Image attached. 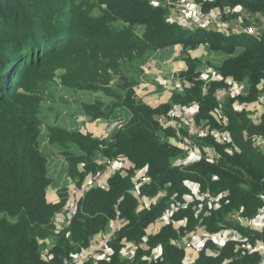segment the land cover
<instances>
[{
  "label": "trees",
  "instance_id": "1",
  "mask_svg": "<svg viewBox=\"0 0 264 264\" xmlns=\"http://www.w3.org/2000/svg\"><path fill=\"white\" fill-rule=\"evenodd\" d=\"M97 3L0 0V264H63L72 253L87 247L118 213L129 221L111 243L115 249L111 259L100 264H147L144 256H149L159 245L163 247L162 256L151 264H179L184 250L177 248L172 239L187 237L197 223L206 225L208 231L219 232L222 229L219 223L227 228L236 224L228 217L232 211L253 218L264 208V154L242 138L244 130L264 133V117L260 124L254 125L245 113L232 112L228 107L230 130L241 151L232 154L226 146L213 142L220 154L214 161L201 160L185 168L174 167L170 158L180 148L160 142L162 128L157 118L167 113L168 106L153 108L138 100L133 82L123 72L128 65L124 54L133 60L143 59L157 49L202 43L232 54L237 45L243 44L245 50L225 60L220 70L223 78L231 75L238 80L248 79L250 88H257L264 79V38L227 37L206 29L187 31L169 23L167 9L153 6L148 0H97ZM218 3L240 4L250 11L264 10V0H218ZM95 9L100 15L95 14ZM138 27L140 33L136 31ZM187 64L189 68L182 74L193 85L184 94L175 92L174 98L200 100L202 115H210L217 104L213 92L224 82L213 83L204 96L200 92L202 83L196 79L194 61ZM61 69L63 85L77 89L102 88L116 99L107 107L100 100L85 104L92 118L111 117L110 110L116 106H125L132 112L131 121L116 130L113 140L105 146L104 141L90 134L54 129L60 140L72 142L82 152L79 156L66 155L71 177L81 184L86 171L95 172L101 167L94 161L89 166L96 150L110 159L126 157L135 167L126 175L117 172L110 179L108 189L97 187L86 191L82 199L76 200V213L68 225L58 228L55 219L67 200L62 194L57 203L47 199L52 179L47 170L48 157L39 147V115L45 98L41 93L45 85L37 87L32 82L57 79V71ZM110 70L114 77L124 81L123 86H128L124 93L103 86L111 81H108ZM20 88L29 93H17ZM37 90L40 99L33 94ZM256 95L255 92L250 99ZM144 167L150 181L138 185L134 174ZM187 181L200 183L203 191L209 189L215 196L222 195V207L213 209L207 205L198 212L200 202L195 201L174 215L178 220L188 216L187 223L180 225L179 230L170 222L157 233L147 234L149 225L160 219L168 206L183 201V194L190 192ZM137 185L139 194L134 195L131 190ZM163 189L167 194L162 199L136 211L139 195L155 196ZM236 227L251 241L264 239V233ZM125 237L137 243L146 240L150 247H139L134 260L126 258L120 253ZM215 246L208 244L209 248ZM225 246L218 255L203 253L195 264H225L236 253L234 242L229 241ZM240 264H259V256L249 254Z\"/></svg>",
  "mask_w": 264,
  "mask_h": 264
},
{
  "label": "built area",
  "instance_id": "2",
  "mask_svg": "<svg viewBox=\"0 0 264 264\" xmlns=\"http://www.w3.org/2000/svg\"><path fill=\"white\" fill-rule=\"evenodd\" d=\"M166 4L175 11V13L167 14L168 21L183 27L187 31L206 29L229 37L252 36L257 40L264 38L263 10L250 11L240 4L233 5L239 8V11L236 9L223 10L222 4H213V0H168ZM235 12L240 14L241 17L239 19L226 18V15L229 17V15H233ZM241 50H245L243 44L237 45V51ZM229 56L235 57L234 53ZM197 75L196 79L202 83L200 86L204 96L208 95L213 83L224 82L213 93L217 104L212 110V116L215 118L217 125L213 127L207 124L195 125L193 118L202 109V104L198 101L186 104L184 107L174 108L158 116L163 131L172 130L173 132L170 142L175 146L178 145L177 147L180 150H184L185 157L189 163L205 159L214 161L220 155L214 145L200 144L195 139V136H212L218 140V143L225 145L227 151L232 154L241 151V147L234 140L230 130L231 121L225 107V99L235 98L232 105L233 109L235 112L245 113L251 124H260L264 117V85L262 83L260 92L263 93L254 99H248L250 96L248 86L238 82L236 78H223L222 72L218 68L206 65L198 71ZM172 78L177 88H182L185 85L180 73L173 75ZM186 85H189L187 81ZM134 91L136 94H139L142 91V85H138ZM123 122V119H113L110 126H113L114 130L121 129ZM242 135L245 142H248L254 149L264 154V133L255 132L252 134L248 130H244ZM126 163L129 164V160L126 157L107 160L103 168L92 172L90 177L83 183V187L78 190L82 192L79 197H82L85 191L91 188L100 187L107 189L113 173L124 169ZM139 181L140 184H144L148 183L150 179L147 175H140ZM136 188L139 190L138 185ZM164 193L167 192L163 189L155 196L147 197L146 195H139V210L150 207L152 204L158 202ZM200 197L207 203L209 208L218 209L223 205L222 195L215 196L209 189L201 193ZM184 201L186 200L183 199L181 202L177 201L168 206L158 221H161L162 224L177 221L178 219L174 215L185 209V205L182 203ZM76 203L75 199L74 204L68 206V210L65 207L67 211L65 216L59 217L57 214L55 224L58 228L68 225L73 213H76L74 211L76 210ZM202 210L203 205L200 207L199 212ZM228 217L231 221L240 222L245 228L250 227L255 232L264 233V208H261L253 218L244 216L239 211L229 213ZM127 223L128 220L121 216L110 219V228L108 230L105 229L106 231L98 235L90 246L83 247L79 251L72 253L70 258H65L63 264H86L92 261L98 264L99 260L109 261L115 252L111 243L116 238L117 232ZM219 225L222 228L219 232H211L207 230L206 225L197 223L187 237L184 236L180 240H174V245L185 251V256L179 264H195L203 253H210L208 247L210 243L217 245L216 250L213 251V255H218L220 248L229 241L235 243L236 253L233 257L228 258L225 264H240V261L249 254L258 255L259 264H264V239L251 241L250 237L239 229L234 227L227 228L222 223H219ZM121 243L120 253L126 258L134 260L137 255V245L134 243L128 244L127 242ZM161 256L160 251L154 247L148 256V260L150 262L157 261ZM150 262L147 264H151Z\"/></svg>",
  "mask_w": 264,
  "mask_h": 264
},
{
  "label": "crops",
  "instance_id": "3",
  "mask_svg": "<svg viewBox=\"0 0 264 264\" xmlns=\"http://www.w3.org/2000/svg\"><path fill=\"white\" fill-rule=\"evenodd\" d=\"M148 1L153 6H162L165 9H167L166 2L168 0H148ZM139 27L136 30L138 33H140ZM227 37H229V36H227ZM201 45H203L205 51H209V53H208V57H205V56L202 57L201 55L192 53V55L194 57L193 59L198 60L197 61L198 67L196 69L197 74H198V71L206 65L220 69L225 60L233 57V56H229L230 53H226L227 54L226 56L216 57V56H214L215 53H213L212 51H218V50H210L209 46L205 45L203 43ZM176 46H179V45H173V46H170L166 49H171V48L176 47ZM166 49H163V51ZM219 51H221V50H219ZM240 52H243V51L242 50L237 51V46H236V49L234 51V55L236 56V55L240 54ZM164 63L165 62L162 61L161 58L158 59V61L156 63V65L158 66V70L156 71V73H153L156 76H152L151 75L152 73H150V72L145 73L146 71H144V74L142 75V83L148 89L146 90V94L142 97V99L147 98L148 95L155 92L156 90L163 89V87L168 88L172 92H179L177 90V89H179L180 92L182 91L183 94L186 92V89L190 87L189 85H186L187 80H186L184 74H182L184 70H187V69H185L186 68L185 63H183L181 61L179 63H176L175 66H174V64L170 65L169 63H165V64ZM177 73H180L181 77L185 78L183 80L185 82V85H183L182 88H177L175 82L173 81L172 76L177 74ZM227 78H234V76L229 75V76H227ZM54 80H56V79H54ZM54 80H52V81H54ZM248 86H249V83H248ZM43 89H44V91H43L44 94L45 93H48V94L52 93L54 96H58V97L61 94H58L57 90L58 89L64 90L62 92V94H65V95L66 94H69V95L70 94H73V95L76 94L77 96H80L82 98V101H83L82 104H76V105H72L71 102H69L68 104H63V103L53 104L52 101H45L46 100V95H45L44 100L41 102V114H40L41 134L39 137V147H40L41 151L43 153H45L48 157V168H47V170H48L49 176L52 179L51 185L47 191V199L49 202L57 203L61 199V194L64 195L66 200H67V204L65 205V207H67V210H68V206L72 205L74 203L75 199L77 201L82 199L84 197L85 193L82 197H79V195L82 194V192L78 191V190H80L83 186L80 187L79 186L80 183H78L77 181H75L71 177V175L69 173V164L67 162L66 155H67V153H70V154L79 156L82 153H81V150L79 149V147L77 145L73 144L72 142L66 143V142H63L62 140H60L61 137L58 136L59 133L55 132L54 129L64 130L68 133L81 132L83 134H90L93 137H99V138L109 137V135H110L108 133L109 121L116 115L124 114L128 118H130L132 116V114H131V111L128 110L126 107H117L116 109L110 110L111 117L105 116V117H100V118H92L91 115H89V113L86 112L85 104H93L96 102V100H100L104 104L103 107H107L108 105H111V103H108V104L105 103V101L102 98L94 99L92 102H85L86 100L84 98H86V97L89 98V95L82 93V92H93V91L71 88V87H68L66 85L60 86V85L56 84L55 82H48ZM98 91L101 92V90H98ZM98 91H96V92H98ZM108 110H109V108L107 109V111ZM212 110L210 111V116H212ZM89 116H90V118H89ZM202 117H208V116L202 115L200 118H202ZM157 118H158V116H157ZM161 130H162L161 133L167 132V131H163V129H161ZM214 142L216 144H220L217 141H214ZM164 143H168V144L173 145L170 141H168V139H165ZM226 150H227V147H226ZM93 157H95L93 159L94 164L101 166V167L99 166L100 168H98V169H101L105 166V162L107 161V158L105 156H103L102 154H99V155H94ZM118 158H120V157H118ZM129 165L130 166L133 165V162L131 160H129ZM124 169H122V170H124ZM90 170L92 171V169H90ZM122 170H118L115 173H113L112 177L117 172L123 173ZM128 171H129V169H128ZM142 171H146V167L143 168ZM126 174L127 173H125V175ZM187 183H189V185H194L193 190H195L197 188L196 186H199V189L201 191L200 183L195 182V181L185 182V184H187ZM207 190L208 189H206L204 191H207ZM86 191H88V190H86ZM204 191L202 190L201 192H204ZM131 192L134 195L139 194V190L137 188L132 189ZM166 194L167 193H164L159 198V200L162 199ZM149 196H152V195H149ZM138 202H139V196H138ZM75 206L77 207V203ZM65 207L63 208L64 214H67ZM139 209L140 208H138V204H137L136 211L138 212V211L143 210V209H141V210H139ZM74 211H76V210H74ZM74 214H75V212L73 213L72 217L74 216ZM63 216H65V215H59V217H63ZM118 216L120 217V213H118L116 215V217H118ZM185 216L182 217L183 219L177 220L174 222V226L177 228V230H179L180 225H185L187 223L188 216H187V218H184ZM127 220L129 221V219H127ZM157 221H158V219L153 224L149 225V227L147 228V231H146L147 234L157 233L161 229V227L164 225L161 223L160 226L157 228V226L155 225V223ZM235 223L236 224L232 225V227H234V228H237L236 226H238V225L243 226V225H241L240 222L239 223L235 222ZM225 227H227V225H225ZM109 228H110V224L108 223L106 230H108ZM248 229L252 230L250 227H248ZM106 230H103V231L97 233L91 239V242L88 246H90L93 243V241L95 240V238L98 235L102 234ZM118 232H117V234H118ZM181 238L182 237L179 236L178 238H174L171 241L172 242L174 240L177 241V240H180ZM257 239H261V238H257ZM121 242H127L128 244H133V243L136 244L137 245V253H138L139 247H142V248H149L150 247L149 242L146 240H142V241L137 243L136 241L130 240L127 237H125L122 239ZM213 244L216 245L215 243H213ZM220 244H221V241H220ZM156 248L160 251L161 254L163 253V247L161 245L157 246ZM216 248H217V245L215 247L209 248V252L211 254H213V251H215ZM222 250H223V247L220 248V252H222ZM121 255L124 256L123 254H121ZM184 256H185V251H184ZM144 258L148 259V255H145ZM102 261H105V260H99L98 264H100V262H102ZM149 262L150 261L148 260V263ZM86 264H96V263L94 261H92V262H88Z\"/></svg>",
  "mask_w": 264,
  "mask_h": 264
},
{
  "label": "rangeland",
  "instance_id": "4",
  "mask_svg": "<svg viewBox=\"0 0 264 264\" xmlns=\"http://www.w3.org/2000/svg\"><path fill=\"white\" fill-rule=\"evenodd\" d=\"M77 2H80V0H77ZM84 2L85 3H89V4H94V3L98 4L97 0H84ZM66 3H70V0H66ZM213 4L221 5V4L218 3V0H213ZM221 6H222L223 10H227V9H236L238 11L240 10L239 8H236V6H231L230 4H223ZM263 12H264V10H263ZM170 13H175V11H173L172 8L167 6V14H170ZM95 14L100 15L99 12L96 9H95ZM240 17L241 16H240V14L238 12H235L233 15H229V17H228V15H226V18H228V19L229 18L239 19ZM242 18H243V16H242ZM203 44H205V43H203ZM205 45H208L210 50H218V51H212L213 53H215L214 56H216V57L226 56L227 55L226 54L227 52L225 50H223V49H221V51H219V49H213L207 43ZM166 48H168V47H166ZM166 48H163V49H166ZM163 49L154 50V52H152L151 55L146 54V56L143 59H135V60H133L132 56L130 58V57H127L128 54H124L123 58H125L126 61H128V65L124 66L123 72L126 74L124 77H128L129 82H133V84H132L133 89H135L140 84L142 85V91L139 94L135 93L137 99L141 100L145 104L150 105L153 108L159 107L162 104H166L168 106L167 107L168 110L166 109L167 110L166 112H169L170 110H172L174 108L184 107V106H186V104H190V103L195 102V101H198V102H200L202 104V101L196 100V99L195 100H181V101L180 100H176L174 98V95L176 93L172 92L171 90H169L166 87H163V89L156 90L155 92H153L150 95H148L147 98H143L142 99V97L146 94V90L148 89L142 83V75L144 74V71H146L145 73L150 72V73H152L151 74L152 76H156L153 73H156V71L158 70V66L156 65L158 59L161 58V60L164 61L165 63H169L170 65L174 64V66H175L176 63H179V62L182 61L183 63H185V66H186L185 69H188L189 66H188L187 62L189 60L194 61V63H195L194 65L196 67H198V62H197L198 60L197 59H193L194 57H193L192 53L201 55L202 57H204V56L208 57V53H209V51H205L203 45H201V44H197V45L181 44L179 46L173 47L171 49H166L164 51H163ZM132 61H134V62H132ZM57 72H58L57 75H56L57 79L54 80V81H48V82H55L56 84H58L60 86H65V85H63L60 82L61 81L60 75L61 74L63 75L62 69L57 71ZM114 74L115 73L112 70L108 71V76H110L108 81L109 80H111V81H110L109 84H107L108 82L106 81V85L103 84V86H107L108 85L107 86L108 88L117 89V92L119 94H122V93H124L126 91L125 89H127L128 86L127 87L123 86L124 85V81L122 79H120L118 76L114 77ZM22 78L23 77H21V79ZM185 78H186L189 86L192 87L193 83L191 81H189L187 79V77H185ZM185 78L182 77V80H184ZM236 80L238 82L244 83L245 85L248 86V79H244V80L236 79ZM32 83H35V85L37 87H39L40 85H42L44 87V85L47 84L46 80L45 81L37 80L36 82H32ZM261 83L264 85V80H261L258 83L257 88L256 87L250 88V85L248 86V89L250 90V96H249L248 99H250L252 97V95H254L255 92L257 94L256 96H259V95H261L263 93V92H260L261 91L260 87L262 85ZM83 90L93 91V92H82V93H85V94L89 95V98H87V97L84 98L86 100L85 102H92L94 99H97V98H102L105 101V103H107V104L108 103L112 104V103L116 102V99L113 96L109 95L102 88L99 89V90H101L102 93L99 92L98 90H91V89H83ZM177 90L179 91L178 93L183 94L182 91L180 92L179 89H177ZM57 91H58V94H61L59 97L58 96H54L52 93H49V94L48 93H45V94L41 93V94H42V96L44 95V97L46 95V100L45 101H52L53 104H61V103L68 104L69 102H71L72 105H76V104H82V102H83L82 98L80 96H77L76 94L75 95H73V94H70V95L66 94L65 95V94H62V92L64 90H59L58 89ZM96 91H98V92H96ZM200 92H203V91H200ZM17 93H20L22 95H27L29 92L26 93L23 88H20V90H18ZM213 93H215V90H214ZM33 94H34L35 97L40 99V97L38 96L39 95L38 90L34 91ZM234 101H235V98L225 99V107L226 108L231 107V111L232 112H235V110L233 109V106H232ZM117 107H125V106H116L114 109H116ZM162 108H166V107H162ZM131 114H132V112H131ZM227 114L229 115V113H227ZM201 116H202V110L199 112L198 115H195L194 118H193V121H194L195 125L207 124V125H210L211 127L217 125V122H216V120H215V118L213 116L207 115L208 117L200 118ZM131 117L128 118L126 115L121 114V115L114 116L113 119H123L124 122H123V126L121 127V129H122L129 121H131L130 120ZM39 118H40V115H39ZM89 118H90V116H89ZM112 120L109 121V124H108V133L110 134L109 137H102V138L95 137L96 139H100L101 141H104V146H105L106 143H108V142L113 140L112 139L113 133L116 130H119V129L114 130L113 126H110L111 123H112ZM159 137H160V142L161 143H164L165 139H168V141H171V139H172V135L169 132H164V133H160L159 132ZM195 139L200 144H207V145H210V146L214 145L213 144L214 141L218 142V140H216L212 136H209V137L208 136L207 137L195 136ZM176 146H178V145H176ZM99 154H102V152L99 151V150H96L95 153H94V155H99ZM94 158L95 157L92 158L89 166H92V162L94 161L93 160ZM112 159H114V158H111V159L107 158V160H112ZM205 160H207V159H205ZM170 161H171L170 163L174 167L185 168V167H188L189 165H192L194 163L199 162L200 160L196 161V162H193V163H189L187 161L186 157H185L184 150H180L176 155H174V156H172L170 158ZM208 161H210V160H208ZM131 167H135V165L133 164L132 166H130L128 163H126L125 169L122 170L123 173H127L128 169H130ZM142 169H137L135 174H134V176H135L134 178L137 181L138 185L140 184V181H139L140 175H147L146 171H142ZM91 173H92L91 170L86 171L85 177L83 178L84 181H86L90 177ZM84 181L83 182L81 181L82 183L79 185L80 187L83 186ZM186 185L190 189V192H187V193L183 194L182 198L185 199L186 201H184L182 203L185 205V208H186L189 205H191V203H193L195 201L200 202V204L197 205V211L199 212V209H200V207L202 205H203V208L205 206H207V203L204 200H202L201 197H200L201 193H203V192H201L202 189L200 191L199 186H196L197 188L195 190H193V187H194L193 185H189V183H187ZM147 197H151V196L147 195ZM178 202H181V201H178ZM58 215H65L64 214V209H62L58 213ZM160 224H161V221H157L155 223L157 228L160 226ZM222 247H223V249H226L227 246L223 245Z\"/></svg>",
  "mask_w": 264,
  "mask_h": 264
}]
</instances>
